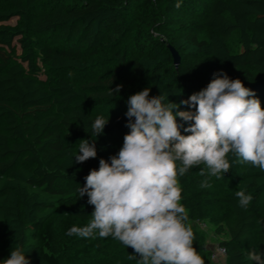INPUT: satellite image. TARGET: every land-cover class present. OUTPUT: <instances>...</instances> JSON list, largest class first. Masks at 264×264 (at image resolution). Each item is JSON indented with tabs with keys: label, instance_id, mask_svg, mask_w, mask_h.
<instances>
[{
	"label": "trees",
	"instance_id": "16d2710c",
	"mask_svg": "<svg viewBox=\"0 0 264 264\" xmlns=\"http://www.w3.org/2000/svg\"><path fill=\"white\" fill-rule=\"evenodd\" d=\"M187 17L195 21L175 24ZM12 18L15 23H8ZM191 31L205 38H191ZM233 33L240 45L235 51L228 45ZM168 45L179 55L176 64ZM110 61L112 69L82 85L64 78L47 87L36 77L40 64L85 73ZM128 65L136 73H127ZM221 71L254 90L264 107V0H0V256L8 258L19 242L30 264H55L41 255L37 230L59 204L74 217L92 219L93 206L86 195L79 198L78 188L101 158L122 147L130 131L128 97L149 87L150 95L162 91L179 104ZM117 85L120 91L110 95ZM101 115L109 123L95 138L90 125ZM82 139H95L97 157L77 164ZM227 158L231 170L223 179L209 176L211 187H200L209 172L204 164L178 175L181 204L188 224L198 220L225 229L228 238L218 243L225 264H246L240 243L264 252V171L236 162L231 153ZM244 187L253 196L247 208L235 196ZM192 230L204 264H214ZM117 242L128 258L133 250Z\"/></svg>",
	"mask_w": 264,
	"mask_h": 264
},
{
	"label": "clouds",
	"instance_id": "9594fccd",
	"mask_svg": "<svg viewBox=\"0 0 264 264\" xmlns=\"http://www.w3.org/2000/svg\"><path fill=\"white\" fill-rule=\"evenodd\" d=\"M213 75L206 87L179 104L162 91L150 95L149 87L128 97L125 127L130 131L122 147L107 160L101 158L98 169H91L78 188L79 198L86 195L87 204L93 206L92 219L83 227H71L67 235L89 238L98 230L99 237L112 236L131 248L128 259L137 264H204L194 247L189 214L181 204L178 175L204 164L209 172L205 176L201 170L205 179L200 187H211L209 176L223 179L231 170L229 153L236 162L264 171L260 99L240 79L223 71ZM121 87L117 85L110 95ZM182 105L189 110H180ZM109 119L97 116L90 125L91 135L104 134ZM96 157L95 139L80 140L75 162ZM235 196L241 208L253 200L246 187ZM26 251L17 242L0 264H30ZM248 257L254 264H264L262 251L253 250Z\"/></svg>",
	"mask_w": 264,
	"mask_h": 264
},
{
	"label": "rangeland",
	"instance_id": "374dc122",
	"mask_svg": "<svg viewBox=\"0 0 264 264\" xmlns=\"http://www.w3.org/2000/svg\"><path fill=\"white\" fill-rule=\"evenodd\" d=\"M195 18L187 17L177 19L176 25L191 23ZM16 18L8 21L14 24ZM164 21V19H163ZM153 35L167 40L168 37L159 31L157 27L149 26ZM177 33L183 32L182 29L175 30ZM174 32V31H173ZM188 36L194 39H204L205 34L201 32L191 31ZM237 33H233L229 40V48L232 51L238 50L240 45ZM103 66L89 69L85 73L75 71H59L52 70L40 64V71L36 73V77L47 87L57 82L59 79L70 78L78 84H86V80L90 76L100 74L104 69H112L116 64L109 62ZM104 65V64H100ZM127 68V69H126ZM103 69V70H102ZM102 70V71H101ZM127 73H136V68L132 65L124 67ZM88 224L86 219L72 216L68 211L66 204H59L54 213L44 222L37 230L35 235L41 255L47 260L55 264H137V261L129 260L124 255L122 247L112 236L99 237L98 230L93 237L83 238L78 235H67L68 230L73 227H83ZM189 226L200 233L203 245L206 249L211 250L216 247L220 240L227 239L228 235L222 226L216 223L191 220ZM239 248L244 253L246 264H254L248 257L249 252L253 251L250 242L240 243ZM4 260L0 256V261ZM214 264H225V257L219 258Z\"/></svg>",
	"mask_w": 264,
	"mask_h": 264
},
{
	"label": "built area",
	"instance_id": "2783aa9c",
	"mask_svg": "<svg viewBox=\"0 0 264 264\" xmlns=\"http://www.w3.org/2000/svg\"><path fill=\"white\" fill-rule=\"evenodd\" d=\"M225 254H226L225 248L218 244L216 247L210 250V259L213 262H217L219 258L221 257L224 258Z\"/></svg>",
	"mask_w": 264,
	"mask_h": 264
},
{
	"label": "water",
	"instance_id": "95a60500",
	"mask_svg": "<svg viewBox=\"0 0 264 264\" xmlns=\"http://www.w3.org/2000/svg\"><path fill=\"white\" fill-rule=\"evenodd\" d=\"M168 47H169V50L171 52V55H172V58H173V62L175 64L178 63L179 55H178L177 51L171 45H168Z\"/></svg>",
	"mask_w": 264,
	"mask_h": 264
}]
</instances>
